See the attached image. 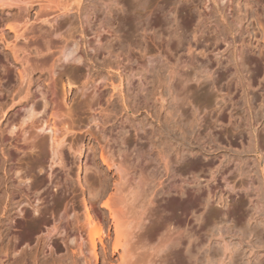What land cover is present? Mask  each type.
I'll return each instance as SVG.
<instances>
[{"label":"rangeland","instance_id":"374dc122","mask_svg":"<svg viewBox=\"0 0 264 264\" xmlns=\"http://www.w3.org/2000/svg\"><path fill=\"white\" fill-rule=\"evenodd\" d=\"M85 1L88 20L76 16L71 35L86 60L60 62L61 79L80 85L89 74L107 84V93L114 83L141 100L138 111L130 113L124 101L114 99L106 111L119 122L114 137L137 144L135 166L154 172L158 198L183 199L188 209V222L173 234L159 228L144 249V264H264V0ZM18 7L4 12L1 28L19 23ZM29 12L34 19V9ZM7 32L0 41V264H43L46 258L52 264L46 233L38 231L42 205L29 189L40 180L31 159L40 143L51 139L42 129L53 112L45 104L47 77L35 70L29 87L20 84V63L8 45L13 33ZM57 37L56 44H63ZM4 73L11 78L2 79ZM62 80L57 90L67 105L58 112L80 125L78 133L93 145L92 152L84 146L83 154L100 161L97 142L84 133L100 124L97 105L91 106L96 98L76 86L67 91ZM71 135L62 146L68 156ZM159 152L170 157L171 172ZM70 172L66 187L79 186L77 168ZM79 175L89 187L87 195L96 193L99 173L84 166ZM73 219L71 214L67 220Z\"/></svg>","mask_w":264,"mask_h":264},{"label":"bare ground","instance_id":"6f19581e","mask_svg":"<svg viewBox=\"0 0 264 264\" xmlns=\"http://www.w3.org/2000/svg\"><path fill=\"white\" fill-rule=\"evenodd\" d=\"M85 2V0H0V18L5 16L4 12L9 7L14 4L19 6L17 15L14 17L19 20V23L9 25L7 23L4 25L5 29L0 26V41L4 39L7 31L13 33V41H9L8 45L14 59L20 63V68L17 67L18 80L21 85L26 83L29 87L32 73L35 70L45 71L47 77V80L43 81L47 101L45 104L48 103L53 110L46 126L42 127L50 131L51 139L40 143L39 153L31 159V169H38L40 179L38 185L34 182L29 185L33 200L40 201L42 205L38 231L46 233L44 241L53 255L52 264H100V262L102 264H144V249L154 241L159 228L165 227L170 234H173L188 222L186 221L189 215L188 209L181 203L183 199L179 201L174 196L158 198L159 192L154 183L156 180L154 172L150 170L148 172V168L145 169L140 164H138L139 167L135 166L140 158L136 149L137 144L120 135L114 137V132L119 128V122L113 121L107 113L109 112L107 109L114 105V99L119 98L124 101V109L130 113L138 111L141 100L131 97L130 93L127 95L121 85H114V83L111 85V90L109 89V92H112L107 93L105 90L107 84L102 82L99 84L97 82L99 78L92 80L89 74L85 75L87 79L84 82L81 81L80 85L71 81L63 83L61 79L63 73L58 71L60 62L86 60L84 52H79L76 47L77 37L74 36L75 34L71 35L76 16L88 20L89 6ZM30 9H34V19L30 17ZM60 18L64 20L60 21ZM84 20H79L82 26H84ZM56 37L63 41V44H56L54 41ZM67 37L69 40L70 37L73 38L71 43L67 41ZM20 40L23 44L21 48L18 47ZM121 65L122 61H118L116 66L118 70ZM76 69L82 71V68L76 67ZM5 73L2 79H10L11 76ZM119 74L122 75V71H119ZM60 80L63 87L68 89L67 91L76 86L77 89L83 90L82 95L96 98L91 97L94 99L91 106L99 107L96 106L95 111L96 115H99L100 124L97 122V129L90 127L84 133L89 135L91 142H97L101 162L93 153L92 155L89 152L83 154L84 146L92 152L93 145L85 142L84 134H79L80 125L73 124L72 120L67 119L69 118L66 117L67 115L59 114L58 111L61 112L67 105L65 94L61 97L57 90ZM160 95L162 96V92ZM142 97L145 101L148 95L143 94ZM69 134L73 136L72 142L69 143V151L73 153L70 152L68 156L62 146L66 143L65 137ZM163 154L160 153L162 160L159 161L164 163L162 165H165V170L169 173L171 159ZM71 155H73L72 158ZM82 156L84 162L81 159ZM55 164L60 167L55 168ZM103 165L107 167L104 172L100 171ZM74 166L78 170L79 186L75 184L73 187H66V179ZM84 166L85 169L93 168L99 173L100 178L99 189H96V193L92 195L91 192L88 193L89 196L87 195L89 187L83 183L79 175V171ZM111 171L113 174L108 177ZM80 197L81 201L78 200ZM71 214H74L73 223L67 220ZM159 218L161 223L158 224ZM105 220L109 221L108 224L105 223L109 225L106 238L101 232V226ZM111 226H113V232L110 231ZM68 242L71 243L68 244ZM61 249H68L69 252L62 254ZM115 255L117 258L112 261L111 258ZM43 264H49V259H44Z\"/></svg>","mask_w":264,"mask_h":264}]
</instances>
